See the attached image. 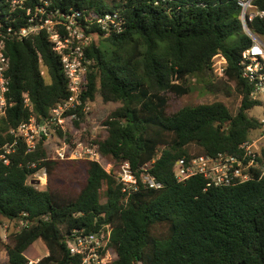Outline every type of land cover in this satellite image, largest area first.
I'll use <instances>...</instances> for the list:
<instances>
[{
	"label": "trees",
	"instance_id": "1",
	"mask_svg": "<svg viewBox=\"0 0 264 264\" xmlns=\"http://www.w3.org/2000/svg\"><path fill=\"white\" fill-rule=\"evenodd\" d=\"M52 2L62 11L80 12L82 29L92 37L82 104L97 95L119 103L103 121L104 134L93 141L102 161L116 169L129 162L138 176L148 173L160 187H141L126 199L115 174L100 163L53 159L45 137L33 151L17 139L8 163L0 159V228L9 224L7 241H0L7 262L0 264H82L81 255L70 253L68 238L76 230L108 228L109 264H264V177L207 188L202 177L178 182L174 176L184 156L241 154L240 146L262 127L249 114L261 102L250 98L253 85L239 66L251 39L237 0ZM255 3L264 8V0ZM106 13L117 14L110 33L95 23V16ZM252 28L264 36L261 22ZM218 54L226 59L221 79L212 68ZM7 55L12 106L0 118L2 144L14 142L11 129L31 116L45 120L70 96L60 56L46 34L9 42ZM215 79L241 97L237 112L222 102L173 109L170 98L197 86L210 90ZM24 93L32 109L25 107ZM42 169L48 177L43 189L32 183ZM38 240L48 254L30 257Z\"/></svg>",
	"mask_w": 264,
	"mask_h": 264
},
{
	"label": "built area",
	"instance_id": "2",
	"mask_svg": "<svg viewBox=\"0 0 264 264\" xmlns=\"http://www.w3.org/2000/svg\"><path fill=\"white\" fill-rule=\"evenodd\" d=\"M256 0H237L240 8V22L244 33L251 39V45L241 55L239 66L242 76L253 85L250 93L252 100L264 95V36L255 33L252 25L259 21L264 25V8L255 3ZM117 14L106 13L95 16V23L107 33L116 25ZM46 34L53 44L54 51L60 56L64 75L68 81L70 96L64 102L53 107L49 116L38 122L34 116L17 128L11 129L14 142H0V159L8 163L6 154L14 151L16 140H22L28 151L36 149L42 137L45 141L51 137L52 129H64L63 124L82 119L89 112L88 103L82 104V94L86 88L88 66L87 49L92 37L85 33L81 26L80 12L62 11L54 7L52 0H0V118L7 115L12 106L9 97L10 79L8 70L10 59L7 55V44L14 40H24L39 34ZM226 59L218 54L213 57L212 68L218 79L224 77ZM41 74H44L42 70ZM25 107L32 109L28 93L23 94ZM260 136L264 138V117ZM256 140L244 142L239 155L218 153L216 155L184 156L174 165V176L178 182H186L194 177H202L206 187H228L264 177V148L256 151ZM58 160H87L103 165L98 146L93 141L78 142L75 147L67 142L56 151ZM108 166H111L108 164ZM106 170V168L104 167ZM107 171V170H106ZM110 173V171H107ZM122 192L128 199L141 187L159 188L160 184L148 174L138 176L129 162H124L113 172ZM20 225H25L24 221ZM110 229L99 233L84 234L76 230L67 240L70 253L82 256V264H107L110 252L107 246ZM29 264H32L30 262Z\"/></svg>",
	"mask_w": 264,
	"mask_h": 264
},
{
	"label": "rangeland",
	"instance_id": "3",
	"mask_svg": "<svg viewBox=\"0 0 264 264\" xmlns=\"http://www.w3.org/2000/svg\"><path fill=\"white\" fill-rule=\"evenodd\" d=\"M257 101L261 102L260 106L254 107L250 110L249 114L255 117L258 120H261L264 117V95L261 96ZM170 102L173 104V109L176 110L185 105H194V104H203V103H213V102H222L225 104L228 109L235 113L237 112L240 103L241 97H239L236 92L233 90L232 85H227L223 81L214 80V87H211L210 90L207 88H202V86H197L195 91L192 93L185 95L179 99L170 98ZM119 106V103H105L100 95L96 96L95 101L88 102L89 112L87 115H82L83 119L79 120V126H76L75 121L67 120L65 124H63L64 129H52L51 137L45 141V145L49 151V156L53 159H56V151L59 150L64 142H67L71 145V147H75L78 142H84L85 144L88 141H94V139L100 135H103L105 132V127L103 126V121L108 116V114L116 109ZM60 130L63 135L61 136L58 133ZM261 129L254 132L252 135V140H256V151H260V149L264 148V138L257 141V139L262 136ZM192 153L196 154L197 149L195 147L192 148ZM71 161H87V160H73ZM110 164L111 166H108ZM103 167L106 168L107 171L115 172L116 168L111 163H104ZM32 179L36 182L39 180L40 183L36 184L37 187L43 189L45 188L48 177L45 170H40L37 172ZM32 180V181H33ZM9 227V224L4 221L0 230V241L6 242V229ZM18 226H16L17 228ZM48 254V251L41 240H38L34 243L30 257L37 256L38 258H42ZM112 259V255L109 254V260ZM0 260L2 262H7V256L5 249L0 243ZM39 259L30 260V262L35 263ZM29 262V263H30ZM109 264V261L107 262Z\"/></svg>",
	"mask_w": 264,
	"mask_h": 264
},
{
	"label": "water",
	"instance_id": "4",
	"mask_svg": "<svg viewBox=\"0 0 264 264\" xmlns=\"http://www.w3.org/2000/svg\"><path fill=\"white\" fill-rule=\"evenodd\" d=\"M32 183H34V180L32 181ZM36 183H38V184H39V183H40V181H39V180H36Z\"/></svg>",
	"mask_w": 264,
	"mask_h": 264
}]
</instances>
